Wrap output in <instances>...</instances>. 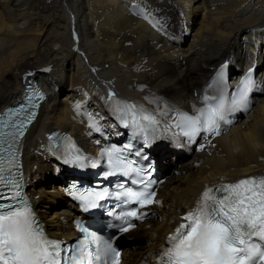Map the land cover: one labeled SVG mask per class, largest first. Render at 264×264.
Instances as JSON below:
<instances>
[{
  "label": "bare ground",
  "instance_id": "bare-ground-1",
  "mask_svg": "<svg viewBox=\"0 0 264 264\" xmlns=\"http://www.w3.org/2000/svg\"><path fill=\"white\" fill-rule=\"evenodd\" d=\"M132 1L0 0V113L18 101L30 77L37 78L48 93L20 147L28 193L53 238L70 239L71 222L80 214L66 204L58 189L64 172L52 165L44 135L55 129L67 131L89 148L95 133L89 127V111L72 113L67 104L77 105L69 100L75 86L84 87L86 102L92 98L91 106L101 105L111 116L105 98L100 97L106 88L119 95L148 94L158 96L161 104L185 105L195 100L193 90H200L210 68L223 59L233 56L242 68L255 36L260 37L259 58L264 62V30L260 31L264 0H148L165 9L178 6L191 22L193 34L179 45L165 44L131 17L128 4ZM158 44L162 45L157 49ZM258 71L264 72L263 64ZM139 84L147 86L143 92L136 90ZM95 85L101 88L98 93L93 92ZM259 100L245 120L202 155L178 154L177 165L169 150L154 146L158 164L180 175L172 174L163 183L159 191L163 207L153 208L156 218L148 220L150 227L144 229L142 224L129 236L116 239L114 245L123 250L120 264H151L174 217L191 208L204 187L264 176V93ZM200 159L202 163L195 167L194 161ZM142 238L143 245H129Z\"/></svg>",
  "mask_w": 264,
  "mask_h": 264
},
{
  "label": "snow or ice",
  "instance_id": "snow-or-ice-1",
  "mask_svg": "<svg viewBox=\"0 0 264 264\" xmlns=\"http://www.w3.org/2000/svg\"><path fill=\"white\" fill-rule=\"evenodd\" d=\"M215 83L219 86L218 96L206 95L203 107L197 108L195 115L178 113L175 118L170 117L174 122L166 130L179 129L178 134L187 137L190 143L201 134L209 143L219 136L222 125L230 123L228 114L246 107L254 81L249 72L231 95L230 102L223 91L226 83L223 71ZM43 99L42 93L34 92L26 97L27 104L0 115V264H120V251L114 247L113 239L87 228L82 229L83 238L73 245L49 239L31 206L21 196L19 180L12 179L18 160L15 147L36 115L32 110L37 106L34 101ZM115 111L121 124L133 129V136L143 135L145 147L160 131L158 117L168 115L167 110L159 107L156 112H149L129 104H117ZM89 120V127L99 131L95 119L90 116ZM132 147L129 143L123 150L105 148L99 159L87 163V158L77 154L70 142L63 154L64 163L80 168H98L106 159L105 178L121 175L137 186H126V181L118 184V191L99 186L80 189L75 185L69 191L85 212L107 209L109 216L120 221L108 226L121 234L136 227L133 221L145 219L147 213L140 209L159 203L150 173L125 154ZM135 155L146 158L139 149ZM113 199L116 204L108 208L107 202ZM128 205L136 207L125 209ZM116 208H121V212H116ZM156 264H264V177L243 178L215 189L205 187L195 207L180 217V223L166 238Z\"/></svg>",
  "mask_w": 264,
  "mask_h": 264
},
{
  "label": "rangeland",
  "instance_id": "rangeland-1",
  "mask_svg": "<svg viewBox=\"0 0 264 264\" xmlns=\"http://www.w3.org/2000/svg\"><path fill=\"white\" fill-rule=\"evenodd\" d=\"M198 14H197V19L199 20V19H201V16H202V11L201 12H197ZM192 34H193V32H192ZM179 72V71H178ZM61 97L60 98H62L63 97V94H61L60 95ZM129 238V237H128ZM139 242V243H138ZM138 242H136V243H134V244H129L130 246H133V245H143L144 244V240L143 239H140V240H138ZM121 247H124V245H121Z\"/></svg>",
  "mask_w": 264,
  "mask_h": 264
}]
</instances>
